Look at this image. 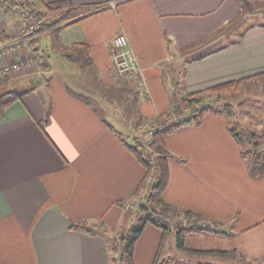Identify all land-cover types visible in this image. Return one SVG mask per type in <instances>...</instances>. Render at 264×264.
Instances as JSON below:
<instances>
[{"label": "crops", "instance_id": "crops-1", "mask_svg": "<svg viewBox=\"0 0 264 264\" xmlns=\"http://www.w3.org/2000/svg\"><path fill=\"white\" fill-rule=\"evenodd\" d=\"M35 2L45 18L95 10L62 22L57 39L52 29L26 44L47 65L19 84L31 82L30 92L0 116V264H110L111 237L135 223L126 206L143 195L146 168L129 145L172 118L175 92L186 96L264 74V23L242 28L258 10L254 3L264 0ZM243 4L250 8L246 17ZM11 26L9 19L0 29ZM120 34L138 61V76L115 69ZM74 44L90 46L89 68L65 56ZM235 123L262 132L264 147V112L254 126L225 111L208 113L165 136L171 157L164 200L204 214L231 235L190 234L181 249L170 232L164 264H235L239 256L224 254L235 251L264 264V177L250 174L243 153L251 146L231 133ZM82 223L90 231L72 227ZM163 238L162 229L148 224L134 263L154 264ZM183 253L193 261L183 263Z\"/></svg>", "mask_w": 264, "mask_h": 264}, {"label": "trees", "instance_id": "trees-1", "mask_svg": "<svg viewBox=\"0 0 264 264\" xmlns=\"http://www.w3.org/2000/svg\"><path fill=\"white\" fill-rule=\"evenodd\" d=\"M13 3V0H0V6L8 9L12 8ZM83 10L91 12L94 11L95 8L91 9V7H81L60 12L58 17L49 24L57 26L52 30L55 39H57L58 33L62 27L60 24L77 17V15ZM65 53V56L69 61L82 69L89 68L93 64L91 48L87 44H74L70 51ZM260 76H264V74H260L257 77ZM249 80H251V78L227 82L208 90L192 93L186 96H182L180 93L175 92L173 96V114L176 116V119L178 118L176 122L171 124L168 123L163 130L156 131L151 136L148 133L146 136L148 139H137L134 144L129 145L130 150L146 168V175L139 186V190H143L145 192L147 191L148 196H146V199L151 203V205L145 204L140 206L141 212L139 213L142 215L138 216L137 214L138 217L136 218V222L130 227L126 234L111 237L110 264H135V245L148 224L155 225L162 229L164 235L154 264H164L162 259V250L164 248L163 246L166 241V237L172 230H175L176 233L177 247L181 249L184 248L185 237L190 234L212 233L222 234L225 236L231 235L228 232L217 229L216 223L210 221L204 214L192 210L177 209L164 200L163 195L169 183L168 159L171 157L165 143V136L187 125H191L193 123L199 124L203 116L208 113L223 112L224 109H220L217 106V104L220 103L219 100H217V104L215 103L212 105L211 102H209V99L213 95L238 92L243 83ZM29 92L30 90L20 91L18 88L11 87L9 81L0 80V116L5 114V111L9 106L21 100L23 96ZM187 112H191V116L184 117ZM153 127L151 126V128ZM230 131L239 142L251 146L250 149L243 153L248 158V169L250 174L253 177H264V147H259L260 141L263 139L262 132L244 128L239 123L233 124L230 127ZM142 149L147 150L150 157H154V165L151 164V158H147L143 155ZM151 176L156 179L151 185H148L147 181ZM154 204L159 206V208L156 209V207H153L152 205ZM173 215L177 217L182 216L184 220L188 221V223H191L192 221L194 223H191L192 226L173 227L168 220V218ZM199 223H204V225H200ZM72 227L90 231V228L86 223L73 224ZM224 254L239 256L243 264H252L246 260L243 253L238 254V252L235 251Z\"/></svg>", "mask_w": 264, "mask_h": 264}, {"label": "built area", "instance_id": "built-area-1", "mask_svg": "<svg viewBox=\"0 0 264 264\" xmlns=\"http://www.w3.org/2000/svg\"><path fill=\"white\" fill-rule=\"evenodd\" d=\"M13 1L12 8L8 9L0 6V26L9 19L12 23L8 31L0 29V80L6 81H10L16 75L30 76L32 73L37 75L43 73L42 67H44L47 59L45 56L39 55L36 49H27L26 44L33 42L44 32L57 27L49 25L50 22L40 13L35 0ZM7 10H9L10 14H8ZM8 16L10 17L9 19ZM112 60L119 76L139 75V64L130 48L126 35L120 34L114 39ZM138 85L143 86V81L138 80ZM176 120L169 118L168 121L171 124L176 122ZM164 127H154L149 131V135L151 136L156 131L163 130ZM140 133L137 135V139H142V133ZM142 153L145 157L148 155L147 150L142 149ZM150 160L151 164L154 165L155 162L152 159ZM155 179L153 176L149 177L148 185H151ZM144 195H147V191ZM144 195L137 198L143 199L145 198ZM137 198H135L136 202L138 201ZM133 202L135 200L129 202L126 208L131 209L134 206Z\"/></svg>", "mask_w": 264, "mask_h": 264}, {"label": "rangeland", "instance_id": "rangeland-1", "mask_svg": "<svg viewBox=\"0 0 264 264\" xmlns=\"http://www.w3.org/2000/svg\"><path fill=\"white\" fill-rule=\"evenodd\" d=\"M254 6L258 10H253V13H255V14L252 15L251 17L244 18V20H243L244 26L242 27L243 29H245L246 26L251 25L253 23H256V24L264 23V4L254 3ZM249 10H250L249 6L247 4H243V16L242 17H246V15H248V13H249L248 12ZM59 14L60 13H58L57 16ZM55 18L46 17V19L50 23L52 21H54ZM45 62L46 63L44 65V67H42L43 72L46 68L45 66L47 65V61H45ZM17 76L18 75L13 77L9 82L11 84V87L18 88L21 91V90L29 89L31 87L30 85H32V84H31V82L25 81L24 84L26 86L25 85L23 86V85H19L20 83H22L24 80L32 79V77L37 78L38 76H41V75H37L35 73L34 74L32 73L30 75V77L28 76L26 79H23V80L22 79L19 80V78H22L24 75L23 76L20 75L18 77ZM217 100L220 101L219 104H217L218 103ZM209 102H211L212 105L216 103L220 109H224V111L227 113V115L230 116L231 120H233L235 122L239 121V122H241L245 125H248V126H254L257 123H259L260 118H261V114L264 112V76H260L258 79H255L254 81L249 80L248 82L243 83L241 89L238 92L226 93L223 95H213L209 99ZM227 105H230V106H227ZM186 114H189V116H191L192 113L187 112ZM171 117L174 118V120H176L175 115H173V116L171 115ZM168 120L169 119L161 120L160 123L156 127L166 126L169 123ZM153 128H149V129L146 128L143 132H141L142 133V139L147 138L146 137L147 134ZM146 157H149L152 160L154 159V157H150L149 155H147ZM141 192H143L141 194H143V195L145 194V191L142 190ZM144 196H145V198H143V199L137 198V200H138L137 202H136V199H134L135 200V202H133L134 206L131 209H129V210H131L132 217H134L135 219L139 215H142L141 213H139V212H141L140 211L141 205H145V204L151 205V203L146 199L147 198L146 196H148V195H144ZM152 206L156 207V209L159 208V206H157L156 204H154ZM137 214H138V216H137ZM168 220L173 225V227L174 226H192L191 223H194L193 221L191 223H188V221L184 220L182 216L177 217L175 215L170 216L168 218ZM199 224L204 225V223H199ZM172 232H173V234H176L175 230H172L171 233ZM126 233L127 232H125V233L120 232L119 236L122 234H126ZM182 255H183V261H182L183 263L184 262L189 263V258H191L190 261H193V257L191 255H186L185 253H183ZM239 260L240 259L237 258V261H235V264H243ZM166 262L168 264V261H166Z\"/></svg>", "mask_w": 264, "mask_h": 264}]
</instances>
